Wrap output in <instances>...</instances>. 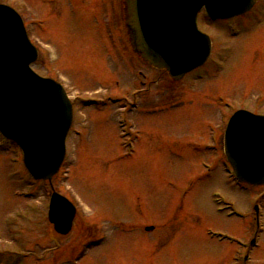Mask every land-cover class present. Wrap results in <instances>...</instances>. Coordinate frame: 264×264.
<instances>
[{"label":"rangeland","instance_id":"obj_1","mask_svg":"<svg viewBox=\"0 0 264 264\" xmlns=\"http://www.w3.org/2000/svg\"><path fill=\"white\" fill-rule=\"evenodd\" d=\"M0 4L24 19L39 53L36 74L69 84L70 98L80 95L83 105L103 96L117 102L90 109L74 101L65 159L51 183L77 209L64 238L48 228L49 185L33 184L20 153L0 137V264H228L238 248L207 231L245 242L252 227L220 211L210 192L248 216L264 186L241 191L229 182L221 150L207 149L218 141L207 139V124L227 113L218 98L230 108L264 115V0L242 19L201 24L215 41V60L174 87L129 54L114 19L103 26L119 39L115 59L107 62V43L93 25L95 11L84 1V10L77 4L70 11L54 2L37 12V0ZM51 10H61L59 18L50 19ZM132 91L141 92L135 109ZM125 145L132 146L131 154ZM192 180L194 188L186 191ZM261 206L263 232L253 251L258 263L264 262V201Z\"/></svg>","mask_w":264,"mask_h":264},{"label":"water","instance_id":"obj_2","mask_svg":"<svg viewBox=\"0 0 264 264\" xmlns=\"http://www.w3.org/2000/svg\"><path fill=\"white\" fill-rule=\"evenodd\" d=\"M145 1L133 9L130 0L125 2L132 50L178 81L209 53L207 37L196 30L197 14L203 9L214 20L228 19L248 12L257 0ZM36 58L18 16L0 6V131L20 146L33 178L51 182L65 157L72 110L59 85L30 70ZM224 150L238 180L264 184V118L236 113L226 130ZM74 216V207L53 194L48 221L54 231L69 233Z\"/></svg>","mask_w":264,"mask_h":264},{"label":"flooded vegetation","instance_id":"obj_3","mask_svg":"<svg viewBox=\"0 0 264 264\" xmlns=\"http://www.w3.org/2000/svg\"><path fill=\"white\" fill-rule=\"evenodd\" d=\"M43 1H45V0H43ZM53 1L61 2V1H67V0H50L51 3ZM79 1L81 3H83V1L85 2L86 0H79ZM88 1H91L90 6L95 11V20L97 22H99L98 17H100V16L102 17V15L105 14L107 16L106 22L111 23V21L113 19L114 12L119 8V0H88ZM39 9L40 10L42 9V3L41 2H39V4H38L37 12L39 11ZM103 9H105L106 11L104 12ZM216 23H218V22L208 23L207 25L211 26V25H214ZM210 39H211V41H210L211 42V55H210L209 59L207 60V63L204 64L201 68H198V69L194 70L193 72H191L190 75L197 73V71L203 69L207 64H210L215 60V56H216L214 53L215 41L212 37H210ZM242 261H243V264L255 263V261H250L247 258L242 260ZM234 264H238V261H235Z\"/></svg>","mask_w":264,"mask_h":264}]
</instances>
